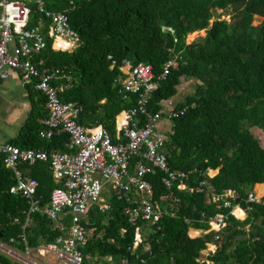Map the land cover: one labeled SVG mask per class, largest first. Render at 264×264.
<instances>
[{
	"label": "trees",
	"instance_id": "obj_1",
	"mask_svg": "<svg viewBox=\"0 0 264 264\" xmlns=\"http://www.w3.org/2000/svg\"><path fill=\"white\" fill-rule=\"evenodd\" d=\"M70 1L74 8L68 14L69 24L81 44L65 52L53 50L48 42L34 61L39 70H57L52 85L61 101L78 108L80 125H101L114 138L117 115L136 104L135 95L122 96L118 82L124 60L150 64L155 77L168 60H176L149 98L147 110L152 113L177 94L181 79L196 82L194 93L177 105L176 111L186 108V112L172 118L165 144L169 165L189 172L187 188L172 189V199L165 202L155 223L128 222L127 202L111 193L106 211L94 206L88 212L85 226L92 230L81 249V264L119 260L125 264H264V196L257 203L246 201L247 190L264 183V147L249 131L255 126L264 133V0H44V4L58 12ZM217 10L230 12V21L213 19L209 24ZM256 17L262 20L254 26ZM39 19L31 7L28 26L34 27ZM202 30L200 41L185 43L189 34ZM40 115L33 114L26 131L6 143L65 151L64 132L48 139L39 136L43 125L34 121ZM209 169L217 172L209 176ZM22 170L37 180L36 194L41 206L46 205L57 186L48 162L23 164ZM146 178L152 200L170 192L159 174ZM203 179L215 192L235 189L233 203L244 209L245 217L239 219L231 207L207 202L204 193L190 190ZM14 182L1 152L0 239H15V247L22 251L55 239L56 222L40 211L31 214L30 223L22 228L28 204L23 196L9 192ZM217 213L224 214L225 226L210 230L208 219ZM62 223H69L67 214ZM255 224L249 237L246 226ZM136 227L141 242L133 247ZM191 227L202 233L189 236ZM23 233L26 244L19 242ZM208 243L216 246L213 252L206 251ZM0 264L20 263L0 254Z\"/></svg>",
	"mask_w": 264,
	"mask_h": 264
},
{
	"label": "built area",
	"instance_id": "obj_2",
	"mask_svg": "<svg viewBox=\"0 0 264 264\" xmlns=\"http://www.w3.org/2000/svg\"><path fill=\"white\" fill-rule=\"evenodd\" d=\"M33 6L40 19L34 27H29ZM73 8L72 1L63 10L53 12L45 7L44 0H0V80L7 79L8 71H16L24 83L31 84L42 96L47 115L39 131L41 138L48 139L57 132L67 135L65 151H47L11 143L1 145L4 165L11 170L15 181L9 192L27 200L28 209L22 228L30 223L31 214L39 211L56 222L57 237L37 248L41 256L48 257L54 264H81V249L90 234L85 226L88 212L94 206L102 213L108 209L107 199L99 197L104 184L110 185L111 193L118 199L127 202L124 214L128 222L135 224L138 220L147 223L158 221L165 202L172 199V189H186L189 180V172L169 165L165 153L167 134L158 128L161 120L171 121L185 113L186 108L179 111L161 108L156 113L147 110L149 98L159 86L158 81L176 66L175 59L163 65L158 77L153 75L150 64L139 62L133 65L123 61L120 68L123 77L118 82L122 92L136 96V104L121 113L123 122L116 127L114 138L101 125H80L77 122L78 108L74 103L61 101L52 85L57 79V70H39L34 58L47 47L48 42L53 50L65 52H71L81 44L78 33L70 27L68 20ZM36 161L48 162L57 183L44 206L36 194L37 180L25 176L22 170L23 164L32 165ZM150 174H159L162 184L170 191L158 200H152V186L146 178ZM190 190L204 193L207 202L223 207L232 208L237 198V191L232 188L213 191L207 179L200 180ZM260 199L253 189L247 190V202L257 203ZM66 214L69 223L64 225L62 219ZM224 217L222 213L210 217L209 229L219 231L225 226ZM19 237V242L26 244L24 233ZM140 242L141 230L136 227L133 247ZM15 243L13 238L0 239V251L22 260ZM215 248L214 244L208 243L206 251L213 252ZM29 251L26 246L24 252Z\"/></svg>",
	"mask_w": 264,
	"mask_h": 264
},
{
	"label": "crops",
	"instance_id": "obj_3",
	"mask_svg": "<svg viewBox=\"0 0 264 264\" xmlns=\"http://www.w3.org/2000/svg\"><path fill=\"white\" fill-rule=\"evenodd\" d=\"M196 82L193 79H181L177 86V94L170 100L162 103L165 111L175 109L180 102L194 93ZM41 95L34 89L31 84L24 83L16 71H8L7 79L0 80V153L1 145L9 140L17 139L27 129V123L33 114H41L35 119V124L42 125V120L46 115V111L42 102ZM44 116V117H42ZM124 115L119 114L116 117V127L118 128L123 122ZM34 125V124H33ZM172 121L163 119L159 122V130L167 135L171 130ZM217 170H209L208 175L212 176ZM254 192L262 198L264 196V183H257L253 187ZM232 213L235 217L243 219L246 215L244 209L238 205L232 207ZM202 233V229L191 227L188 231L189 236L197 237ZM17 248V247H16ZM37 248H30L35 254L36 261H30L24 252L17 248V252L23 258L26 264L42 263L54 264L52 260L46 256H41Z\"/></svg>",
	"mask_w": 264,
	"mask_h": 264
},
{
	"label": "rangeland",
	"instance_id": "obj_4",
	"mask_svg": "<svg viewBox=\"0 0 264 264\" xmlns=\"http://www.w3.org/2000/svg\"><path fill=\"white\" fill-rule=\"evenodd\" d=\"M230 16L231 13L227 12V11H221V10H217L214 13L213 18L209 21V24L213 21V19H219V20H225L226 22L230 21ZM261 18L256 17L254 19L253 25L256 26L261 22ZM204 37V31H198V32H194L189 34L186 39H185V43L189 44V43H194V42H198L200 41L202 38ZM249 131L252 133V135L257 138V140L259 141L260 145L262 147H264V133L257 127L253 126L249 128ZM111 194V189H110V185L109 184H104L101 188V191L99 193V197H102L104 200L108 198V196H110ZM104 219H106V216H104ZM257 224H255L254 226L251 225H247L246 226V230L248 233V236L251 237L254 234L255 228H256ZM89 232H91L92 228H89ZM0 254L9 257L13 262H17L20 264H26L24 261L22 260H17L15 257H10L4 253H2V251H0ZM36 253L29 251L28 253L24 254L25 257L28 258V260L30 261H36ZM90 264H96L95 262H90ZM111 264H125L124 261H116V262H111Z\"/></svg>",
	"mask_w": 264,
	"mask_h": 264
},
{
	"label": "water",
	"instance_id": "obj_5",
	"mask_svg": "<svg viewBox=\"0 0 264 264\" xmlns=\"http://www.w3.org/2000/svg\"><path fill=\"white\" fill-rule=\"evenodd\" d=\"M122 96L123 97H126L127 96V93L125 91L122 92Z\"/></svg>",
	"mask_w": 264,
	"mask_h": 264
}]
</instances>
